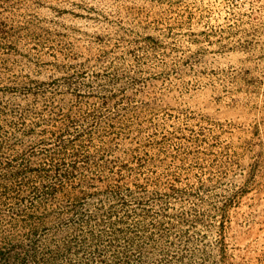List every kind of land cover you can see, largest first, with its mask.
I'll return each mask as SVG.
<instances>
[{"label":"rangeland","instance_id":"rangeland-1","mask_svg":"<svg viewBox=\"0 0 264 264\" xmlns=\"http://www.w3.org/2000/svg\"><path fill=\"white\" fill-rule=\"evenodd\" d=\"M15 247L25 264H264V0H0Z\"/></svg>","mask_w":264,"mask_h":264},{"label":"trees","instance_id":"trees-1","mask_svg":"<svg viewBox=\"0 0 264 264\" xmlns=\"http://www.w3.org/2000/svg\"><path fill=\"white\" fill-rule=\"evenodd\" d=\"M85 199H86V197L85 198H77L76 204L82 203ZM33 255L34 254L31 253L30 257H33ZM25 258H26V256L21 255V250L20 249L18 250L16 247L12 248V249L11 248L7 249L5 251H0V264H12V262H14V261H17L14 263L25 264V261H26ZM20 260L22 262H19Z\"/></svg>","mask_w":264,"mask_h":264}]
</instances>
